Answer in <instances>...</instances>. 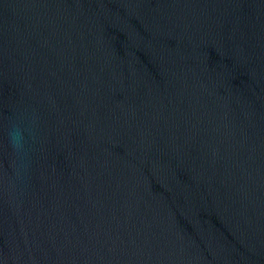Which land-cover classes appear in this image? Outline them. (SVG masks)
<instances>
[{
    "label": "water",
    "instance_id": "1",
    "mask_svg": "<svg viewBox=\"0 0 264 264\" xmlns=\"http://www.w3.org/2000/svg\"><path fill=\"white\" fill-rule=\"evenodd\" d=\"M0 264H264V0H0Z\"/></svg>",
    "mask_w": 264,
    "mask_h": 264
}]
</instances>
